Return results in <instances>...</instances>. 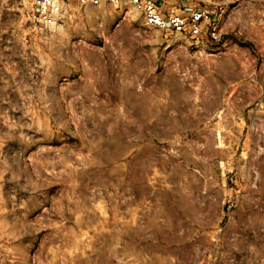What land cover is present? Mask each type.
<instances>
[{
    "label": "rangeland",
    "instance_id": "1",
    "mask_svg": "<svg viewBox=\"0 0 264 264\" xmlns=\"http://www.w3.org/2000/svg\"><path fill=\"white\" fill-rule=\"evenodd\" d=\"M35 26L0 0V264H264V0Z\"/></svg>",
    "mask_w": 264,
    "mask_h": 264
},
{
    "label": "built area",
    "instance_id": "2",
    "mask_svg": "<svg viewBox=\"0 0 264 264\" xmlns=\"http://www.w3.org/2000/svg\"><path fill=\"white\" fill-rule=\"evenodd\" d=\"M181 0H27L28 17L35 25L51 28L63 22L69 7H98L105 4H129L144 18L148 26L163 31L189 34L194 38L208 36L220 41L215 14L205 6L179 3Z\"/></svg>",
    "mask_w": 264,
    "mask_h": 264
}]
</instances>
